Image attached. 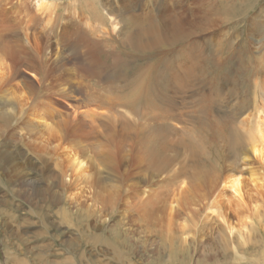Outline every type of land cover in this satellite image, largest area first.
Masks as SVG:
<instances>
[{
	"label": "rangeland",
	"instance_id": "rangeland-1",
	"mask_svg": "<svg viewBox=\"0 0 264 264\" xmlns=\"http://www.w3.org/2000/svg\"><path fill=\"white\" fill-rule=\"evenodd\" d=\"M55 1L58 4L68 5L67 0ZM175 1L178 2V0ZM175 1L155 0L161 11L171 13H173L171 9H175ZM195 1H186L181 11H190L191 8L195 12L197 8ZM249 1L214 0L213 2L210 0L206 5V7L209 6L207 11L213 7L214 3L216 7H225L219 15V18L224 17L222 20L214 23L212 19L215 13H208L206 18L202 19V24L188 25L185 28L184 31L189 34L186 33L179 39L167 35L153 51L134 49L129 51L124 41L127 34L131 32L129 30L134 28L133 23L129 21L124 22L114 44L104 43L103 48L128 63L127 67H124L125 70L120 71V74L122 75L123 72L126 78L120 75L118 93L121 96L133 97L140 90L141 94V101L138 103L136 100L134 105L130 104L125 97L122 98L123 100L120 97L119 102L116 100L115 110L119 113L113 122L117 126L118 133L115 136L119 145L115 147L129 149L131 146L137 153L131 157H135V161L138 155L140 157L139 153L142 155L154 151L160 153L158 162L162 165L161 174H164L157 181L156 187L141 185L145 178L149 180L147 178L149 175L146 176L143 171L146 164L143 168L141 166L134 170L131 173L133 176L129 173L125 174L122 177V189L124 185L131 191L128 195L125 194L126 190L123 191L122 194L126 195L127 201L129 200L123 204L119 197L120 182L113 177H108L111 166H90L89 174H86L83 182L92 179L95 185L92 195L84 199L87 207L83 209L85 213H82L74 206L73 190L64 192L65 190L60 189L63 187L62 183L57 186L59 188H52L57 184H52V181L48 180L51 175L40 173V169L36 171L26 162V155L21 156L19 150L25 149L26 144L21 135L16 136L15 133L13 137L14 147H16V150L12 149L14 151L4 149V141L0 142V167L2 162L5 167V161L12 162L13 159L21 172V175H18L12 171L16 184H11L5 179L7 174L2 177L0 170V264H264V180H262L264 179V159L263 161L254 159L251 162L255 182L249 174H246L243 181L242 193L247 206L246 210H248H245L246 212L237 208L234 195L229 190L232 173L228 172L226 163L230 154L233 153L232 147L227 142V139L231 137L230 134H236L241 149L246 150L258 130L264 131V0H253L252 3ZM243 2H247L246 6L241 5ZM249 7L252 9L249 10ZM235 8L238 10L237 14ZM210 15L213 17H209ZM255 15L259 17L255 19ZM252 20H256L255 25L252 24ZM136 25L140 24L136 23ZM101 59L102 63L110 64L103 53ZM156 70L158 72H155ZM180 72L183 73L180 74ZM185 77H187V83ZM136 82L139 86L135 85ZM89 86H87L88 90H95L94 86ZM166 107L169 110H165ZM163 111L170 112L172 117L170 123H165L163 116L161 117L167 114ZM232 114L234 118L240 117L238 123L241 125L232 122L234 119ZM155 119L159 120L157 124L154 123ZM17 124L21 126L20 121ZM210 126L212 128L220 126L223 129L218 133L217 128L212 129ZM148 127L150 129L147 132ZM173 127L178 130L175 128L176 131ZM125 128L131 130V135H120L121 130ZM143 128H146V131L141 130ZM136 130L137 133H135ZM151 130L155 131L152 135ZM158 132L161 133L160 136L152 138ZM163 133H167L168 135H164L168 138L163 137ZM130 137L132 138L130 143L122 141V138L131 139ZM158 137L160 140H157ZM254 137L262 146L260 149L264 158V141L258 136ZM174 139L179 140L177 145L171 144L176 142ZM163 146L168 147L165 152L162 151ZM95 152L98 155L96 157L99 158L100 147L96 148ZM192 153L194 156H191ZM186 162L191 164L188 165L189 163ZM130 163L122 167L121 172H128L127 166L133 162ZM49 165L50 163L41 168L47 170ZM188 169L189 173L186 172ZM207 169L210 171L209 178L212 179L207 178L206 181L212 184V193L208 196L205 192L201 196L190 198L193 185L199 182L192 174L198 172L202 178V171L206 173ZM191 170L194 172L192 173ZM166 172L171 175L169 176ZM9 173L10 171L8 175ZM183 174L188 178L189 185L187 184L184 188L187 194L182 191L183 187L180 185V177ZM108 178L113 183H110V180L107 181ZM198 178L200 180V177ZM216 181L217 183L214 184L213 182ZM254 183L262 188L255 187ZM138 187L144 188L148 194L156 191L154 194L160 198L159 203L163 206H159L158 211L155 209L156 214L152 213L150 224L145 223L141 216L145 209L142 213L137 211L138 201L141 198ZM113 188H115V195L109 202V191ZM130 195L135 199H132ZM105 202H108L107 208ZM172 202L170 208L169 204ZM188 203L190 206L187 205ZM212 206L219 207L218 210L225 214L227 225L234 227L235 236L232 241H228L216 223L211 222L212 218L208 214H213ZM86 212L90 214L87 215ZM226 213L231 217L226 216ZM80 214H86V217ZM206 220L210 225L205 229L204 236H199L196 232L201 229ZM243 221L247 222L246 226L252 232L254 238L252 241L243 238L242 240L239 235L242 232L238 234ZM218 233L221 234L220 237ZM119 239L124 241V246L118 244ZM198 239L203 242V245L198 242ZM171 251H174L173 254ZM173 256L175 260H171Z\"/></svg>",
	"mask_w": 264,
	"mask_h": 264
},
{
	"label": "bare ground",
	"instance_id": "bare-ground-1",
	"mask_svg": "<svg viewBox=\"0 0 264 264\" xmlns=\"http://www.w3.org/2000/svg\"><path fill=\"white\" fill-rule=\"evenodd\" d=\"M67 1L68 5L58 4L55 0H0V142L4 141V149L14 151L16 150V147H14L13 137L15 133L16 136L21 135L24 139V142H26L25 149H27L25 150L22 148L19 150L21 156L26 155V162L34 167L36 171L40 169V173H47L48 175H51L48 177V180H51L52 184H57L52 188H59L57 186L62 183L63 187L60 189L65 190L64 192L68 193L69 190H73L74 193L72 194V197L74 200V206L78 208L77 211L85 213L83 209L87 207V204L84 199H86L87 196L92 195V191L94 190L93 186L95 185L92 179H87L85 182H83V179L86 178V174H89V170L91 169L90 166H111V173L108 174V177H113L115 180L120 182L119 197L121 198L120 202L123 204H125L127 201L125 194L128 195L129 191H131L128 186L124 185L122 189V177L125 174L129 173L130 175L134 170L139 167L141 168V166L143 168V165L146 164L143 168V171L146 176L149 175L147 177L149 180L145 178L144 181L142 180L141 185H152L153 187H156L157 181L160 180V177L164 174H161L162 170L160 168L162 165H160L158 162L160 153L157 151L149 154L144 153L145 155L139 153L140 157L138 155V158L135 161V157H131L137 153L133 150V148H131V146L129 149H126L125 147L120 149L115 147V145H119L118 140L116 139L117 136H115V134L118 133L117 126L113 122V119H115L117 113H119L115 110L116 100L118 101L120 97L121 100H123L122 98L125 97V99L130 104L134 105L136 100H138V103L141 101V94L140 90H138V93L136 92L137 94H135L133 97L128 95L121 96L120 93H118L117 86H119L120 82V71L125 70L124 67H127L128 63H126V61H124L121 57L114 56L113 52L103 48L104 43H110L111 45L112 43L114 44V41L119 37V33L122 30L124 22L129 21L134 25L133 28L129 24L133 29L129 30L131 32L127 34L126 39L124 40L127 43L125 44L127 45L129 51L133 49L153 51L163 37L171 35L174 38L179 39L180 36L188 33L187 31H184L188 25L197 26V24H202V19H205L208 13H215V15H213L214 18L212 19L214 23L222 20L224 17L219 18V15L221 11L225 9V7H216V4L214 3L213 7H210L211 9L207 11L206 9L209 6L206 7V5L210 0H196L195 2L197 4L195 5L197 8H194L195 12L191 8V12L189 10L181 11L184 9L186 1L188 2L189 0H178V2L173 0L176 3L175 9H171L173 12L171 13L170 11H161L160 6L155 2V0ZM223 1L227 2V0ZM252 1L253 0H250L249 2L252 3ZM245 3L243 2L241 5L246 6ZM251 9L249 7V10ZM235 13H238L237 8H235ZM213 16L210 15L209 17ZM255 16V19L259 17L257 15ZM158 20H160V23H158ZM255 21H253V25H255ZM136 23H139L140 25H136ZM111 50L113 49L111 48ZM102 53L106 55L107 61H110V64L107 62L102 63ZM177 70L178 69H176V71ZM184 71L187 72L188 70ZM155 72L158 71L156 70ZM183 72H180V74ZM122 75L124 78H126L123 72ZM142 75H144V73H142ZM188 75H190V73ZM191 77L188 76V78ZM175 78H177V76ZM185 78L187 83V77ZM138 82L140 83V81ZM194 82H196L195 79ZM89 85L94 86L95 90H88L89 88L87 86ZM135 85L139 86L138 83ZM181 85L183 88V83H181ZM98 89L99 91H97ZM150 89L152 88L150 87ZM167 108L168 107H166L165 110H169V108ZM226 115L229 116V114ZM161 117L166 121L165 123H170L169 121L172 120L170 112L161 115ZM232 117L234 118L233 114ZM232 117L230 118V122ZM17 118L18 120L16 123H14ZM214 118L217 119L216 117ZM225 118L227 119V117ZM239 118H234L232 122L234 124H240L238 123ZM157 120L158 119L154 120L155 124H157ZM219 120L221 119L219 118ZM19 121L21 122V126H18L17 124ZM213 124L211 125L213 126ZM217 124L218 122L216 125ZM150 127L147 128V132ZM175 128L173 127V129ZM210 128L212 127L210 126ZM215 128H217L218 133H220L223 129L220 128V126ZM145 129L143 128L141 130ZM173 129L171 130L173 131ZM176 129L178 130V128ZM130 131L131 130L128 128H125L124 130H121L120 135H131ZM154 132L151 130V135ZM263 132L258 130L257 134L254 136H258L264 141ZM135 133H137V130ZM159 134L161 133L158 132V134H156L154 137H151L155 139L157 135L160 136ZM164 134L167 133H163V137L166 136V138H168V134ZM144 135L148 134L145 133ZM230 135L231 137L227 139V142L228 145L232 147L233 153L230 154L226 162L228 165V172L232 173L228 187L234 195L233 198L237 204V208L241 211H245L247 206L242 193L244 189L243 181L245 180L246 174H249L252 176L249 177L253 182H255V175L251 166V162L254 159L263 161V153L260 149L262 146L259 145L256 138L253 136L248 148L246 150H242L236 134L233 133ZM237 135H239L238 132ZM179 136L181 137V135ZM166 138L164 139L166 140ZM131 140L132 138H122V141L127 143H130ZM157 140H160V138ZM175 141L176 139H174V142ZM178 141L171 144L177 145L176 143ZM151 146L153 147L154 145L152 144ZM98 147H100L99 158L96 157L98 155L95 152V149ZM167 148L168 147L163 146L162 151L165 152ZM175 150L176 148L174 149V152ZM191 156H194V154L192 153ZM128 162H133L132 164L130 163L131 165L129 164L130 166H127L129 171L125 173L121 172L122 167H125ZM49 163L50 165L47 167V170L46 168H41L44 165L47 166ZM190 164L191 163L188 165ZM172 168L174 169V167ZM184 168L187 170L185 166ZM205 169L206 168L204 167V170ZM0 170L2 172V177L7 174V178L5 179L11 184H16V181L12 176V171L18 175H21L19 166L13 161V159L12 162L5 161V167L4 163L2 162ZM9 171L10 173L8 175ZM168 172L166 173L170 176L171 174ZM186 172L189 173V169ZM193 172L194 171H192V173ZM202 172V178L198 172H194V174L190 172L197 179L196 181H199L197 184L193 185L194 188L192 187L193 190L192 194H190V198L194 196H201L205 194V192L208 196L212 193V184L206 181L207 178H209L210 171L207 169L206 173L204 171ZM131 176L133 175L131 174ZM198 177H200V180ZM109 178L107 181L110 180ZM180 178V185L183 187H181L182 191L187 194L184 188L188 184V178L185 177L184 174ZM210 179L212 178H209V180ZM68 181H70V183H68ZM174 182L172 183L173 185ZM110 183L113 182L110 180ZM213 183L216 184L217 181ZM220 183L223 184L222 182ZM141 185L138 186L140 187ZM254 185L257 188L261 187L257 183H254ZM142 187L139 189L141 191V198H139L138 201L139 206H137V211L139 210L142 213V211L145 209V212L141 216L143 217L145 223L150 224L152 213L155 211V209L158 211L159 206H161L159 203L160 198L155 196L154 192L156 193V191L148 194L147 191ZM124 190H126V193L123 195L122 193ZM114 195L115 188L109 191V202L112 198H114ZM132 196L134 197L135 195L132 193ZM132 196L130 195L132 199H135ZM64 197L66 196L64 195ZM127 202H129V200ZM107 203L108 202H105L106 208ZM172 204L173 202L169 204L170 208L172 207ZM187 205L190 206V203ZM212 207L214 208L211 210L213 214H208V216L212 218L211 222H215L218 228L223 231L228 241H232L235 236L234 227L227 225L225 214L222 213L223 211L220 212L218 210L219 207ZM188 211H190V209H188ZM89 212L88 214H90ZM227 213L226 216H229ZM86 214H80V216L86 217ZM229 217H231V215ZM209 225L210 224L208 220H206L202 224L201 229H198L196 233L199 236H204L205 229L208 228ZM246 225L247 222L243 221L242 228L238 231V234L242 232V234H239L241 239L243 238L244 240L252 241L254 239L252 232ZM211 230L213 231V229ZM218 236L220 237L221 234L218 233ZM198 242L203 245L201 240L198 239ZM118 244L124 246V241L119 239ZM202 250H204V248ZM171 260H175L174 256Z\"/></svg>",
	"mask_w": 264,
	"mask_h": 264
}]
</instances>
